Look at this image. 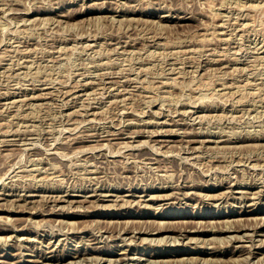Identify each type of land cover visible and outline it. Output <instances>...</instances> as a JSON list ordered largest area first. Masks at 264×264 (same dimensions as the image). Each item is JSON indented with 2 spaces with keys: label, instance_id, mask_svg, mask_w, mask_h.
<instances>
[{
  "label": "rangeland",
  "instance_id": "obj_1",
  "mask_svg": "<svg viewBox=\"0 0 264 264\" xmlns=\"http://www.w3.org/2000/svg\"><path fill=\"white\" fill-rule=\"evenodd\" d=\"M263 43L264 0H0V264H264ZM225 219L247 235L131 232Z\"/></svg>",
  "mask_w": 264,
  "mask_h": 264
},
{
  "label": "bare ground",
  "instance_id": "obj_2",
  "mask_svg": "<svg viewBox=\"0 0 264 264\" xmlns=\"http://www.w3.org/2000/svg\"><path fill=\"white\" fill-rule=\"evenodd\" d=\"M238 5H240V4H238ZM116 7V6H115ZM114 7V8H115ZM182 8V7H181ZM155 9V8H154ZM159 9V8H158ZM169 9V8H168ZM176 9V8H175ZM167 10V9H166ZM173 10V9H172ZM183 10V9H182ZM186 10H187V8H186ZM185 10V11H186ZM168 11V10H167ZM195 12V11H194ZM178 13V12H177ZM188 13H189V11H188ZM190 13H192V12H190ZM212 13L214 14V12H211V15H212ZM241 13V12H240ZM202 14V13H201ZM169 15V14H168ZM182 15H184V14H182ZM218 15V14H217ZM159 16V15H158ZM175 16V15H174ZM179 16H181V15H179ZM192 16V15H191ZM219 16H221V14L219 15ZM166 17V16H165ZM189 17V16H188ZM215 18H217L216 17V15H215ZM214 18V19H215ZM249 18V17H248ZM183 19V18H182ZM195 19V18H194ZM220 19V18H219ZM177 21V20H176ZM200 23H201V21H200ZM180 24H182L181 23V21H180ZM199 24V23H198ZM202 24V23H201ZM177 26V25H176ZM182 27V26H181ZM213 34V33H212ZM214 35V34H213ZM216 38V37H215ZM206 39H209V38H206ZM205 39V40H206ZM263 39V38H262ZM210 40V39H209ZM208 40V41H209ZM220 40V39H219ZM221 41V40H220ZM261 41V40H260ZM259 41V42H260ZM118 42V41H117ZM116 42V43H117ZM120 42V41H119ZM257 44V43H256ZM264 44V43H263ZM207 45V44H206ZM203 46V45H202ZM262 46V45H261ZM249 47V46H248ZM240 48V47H239ZM215 49V48H214ZM256 49V48H255ZM206 50V49H205ZM235 52V51H234ZM257 56V55H256ZM236 58V57H235ZM261 58H263V57H261ZM259 59V58H258ZM230 60V59H229ZM231 60H233V59H231ZM234 60H236V59H234ZM256 60H257V58H256ZM219 61V60H218ZM237 61V60H236ZM258 72H260V71H258ZM263 72V71H262ZM256 74V73H255ZM260 74V73H259ZM247 77V76H246ZM39 97H40V95H39ZM208 106V105H207ZM202 107V106H201ZM121 130V129H120ZM139 130V129H138ZM141 130V129H140ZM136 131V130H135ZM144 131V130H143ZM158 131V130H157ZM119 132V131H118ZM117 132V133H118ZM121 132V131H120ZM124 132V131H123ZM132 132V131H131ZM138 133V132H137ZM193 133V132H192ZM132 134V133H131ZM187 134H188V132H187ZM190 134V133H189ZM198 134V133H197ZM109 135V134H108ZM129 135V134H128ZM137 135V134H136ZM151 135V134H150ZM130 136V135H129ZM133 136V135H132ZM140 136V135H139ZM190 136H191V134H190ZM262 136V135H261ZM194 137V136H193ZM248 138V137H247ZM194 139V138H193ZM243 139V138H242ZM7 140H9V139H7ZM160 140V139H159ZM168 140V139H167ZM189 140V139H188ZM187 140V141H188ZM191 140V139H190ZM206 140V139H205ZM241 140V139H240ZM246 140V139H245ZM250 140V139H249ZM2 141V140H1ZM156 141H158V140H156ZM196 140H194V142H195ZM198 141V140H197ZM209 141V140H208ZM243 141V140H242ZM7 142H10V141H7ZM167 142V141H166ZM183 142V141H182ZM6 143V142H5ZM14 143V142H13ZM161 143H163V141L161 142ZM188 143H189V141H188ZM199 143H201V142H199ZM206 143V142H205ZM209 143V142H208ZM214 143V142H213ZM217 143V142H216ZM8 144V143H7ZM166 144V143H165ZM8 145H11L10 143L8 144ZM126 146V145H125ZM130 146V145H129ZM153 146V145H152ZM172 146V145H171ZM177 146V145H176ZM184 146V145H183ZM127 147H128V144H127ZM169 147V146H168ZM178 147V146H177ZM215 147H217V146H215ZM152 148V147H151ZM156 148V147H155ZM155 148H153V149H155ZM181 148H182V146H181ZM188 148V147H187ZM193 148V147H192ZM195 148V147H194ZM157 149V148H156ZM155 149V150H156ZM184 149V148H183ZM192 150V149H191ZM141 155V154H140ZM149 159V158H148ZM152 159H154V158H152ZM156 162H157V160H155ZM56 170V169H55ZM94 172V171H93ZM48 175V174H47ZM180 175V174H179ZM44 176H46L45 174H44ZM179 178H181V177H179ZM94 179V178H93ZM179 180V179H178ZM188 180V179H187ZM192 180V179H191ZM196 180H198V179H196ZM175 181V180H174ZM186 181V180H185ZM223 181V180H222ZM90 182H91V179H90ZM190 183H191V181H190ZM197 183V182H196ZM207 182H205V184H206ZM230 183V182H229ZM236 183V182H235ZM186 184V183H185ZM185 184H183L184 186H185ZM192 184H194V183H192ZM198 184V183H197ZM202 184V183H201ZM226 184V183H225ZM234 184V183H233ZM190 185V184H189ZM188 185V186H189ZM199 185V184H198ZM203 185V184H202ZM221 185V184H220ZM229 185H231V184H229ZM106 186V185H105ZM160 186H161V184H160ZM168 186V185H167ZM179 186V185H178ZM200 186V185H199ZM208 186V185H207ZM227 186V185H226ZM252 186V185H251ZM99 187V186H98ZM109 187V186H108ZM157 187V186H156ZM187 187V186H186ZM191 187V186H190ZM196 187H197V185H196ZM213 187V186H212ZM91 188H93V187H91ZM103 188V187H102ZM106 188V187H105ZM152 188V187H151ZM171 188V187H170ZM181 189H182V187H180ZM180 188H177V189H180ZM94 189V188H93ZM261 189H263L262 187H261ZM73 190V189H72ZM87 190V189H86ZM90 190V189H89ZM99 190V189H98ZM117 190V189H116ZM152 190H154V189H152ZM166 190V189H165ZM259 190H260V188H259ZM30 191V190H29ZM253 191V190H252ZM94 192V191H93ZM104 192V191H103ZM106 192H107V190H106ZM174 192V191H173ZM185 192V191H184ZM186 192H188V190L186 191ZM222 192V195H224V193H223V191H221ZM255 192V191H254ZM263 192V191H262ZM102 193V192H101ZM100 192H99V194H101ZM108 193V192H107ZM107 193H105V194H107ZM164 193V192H163ZM167 193V192H166ZM165 193V195H170V192H169V194H166ZM172 193V192H171ZM183 193V192H182ZM227 193V192H226ZM33 194V193H32ZM35 194V193H34ZM103 194V193H102ZM135 194V193H134ZM184 194V193H183ZM192 194V193H191ZM213 194H215V193H213ZM217 194V193H216ZM229 194V193H228ZM254 195H256L255 193H253ZM25 195V194H24ZM97 195V194H96ZM123 195V194H122ZM156 195H157V193H156ZM159 195H161L160 193H159ZM209 195V194H208ZM212 195V194H211ZM210 195V196H211ZM245 195H247L246 193H245ZM245 195H243V196H245ZM258 195H259V193H258ZM263 195V194H262ZM19 196V195H18ZM17 196V197H18ZM42 196V195H41ZM40 196V197H41ZM55 196V195H54ZM54 196H52V197H54ZM61 196V195H60ZM87 196V195H86ZM152 196H155L154 194H152ZM162 196V195H161ZM197 196V195H196ZM199 196V195H198ZM209 196V197H210ZM217 196V195H216ZM225 196V195H224ZM227 196H229V195H227ZM239 196H241V195H239ZM48 197V196H47ZM50 197H51V195H50ZM51 197V198H52ZM62 197V196H61ZM60 197V198H61ZM85 197V196H84ZM150 197V196H149ZM163 197V196H162ZM165 197H167V196H165ZM174 197V196H173ZM175 197H176V195H175ZM202 197V196H201ZM204 197V196H203ZM206 197H208V196H206ZM213 197V196H212ZM211 197V198H212ZM219 197V196H218ZM232 197V196H231ZM234 197V196H233ZM252 197V196H251ZM258 197V196H257ZM26 198V197H25ZM42 198V197H41ZM46 198V197H45ZM51 198H50V200H51ZM55 198V197H54ZM53 198V199H54ZM122 198V197H121ZM160 198V197H159ZM164 198V197H163ZM169 198V197H168ZM172 198V197H171ZM192 198V197H191ZM200 198V197H199ZM213 198H215V197H213ZM222 198H223V196H222ZM222 198H220V199H222ZM227 198V197H226ZM241 198V197H240ZM255 198V197H254ZM8 199V198H7ZM10 200H11V198H9ZM14 199V198H13ZM19 199V198H18ZM57 199V198H56ZM72 199V198H71ZM76 199V198H75ZM81 200H82V198H80ZM80 199H78V200H80ZM84 199V198H83ZM86 199V198H85ZM84 199V200H85ZM132 199V198H131ZM131 199H129V200H131ZM151 199V198H150ZM157 199V198H156ZM203 199V198H202ZM219 199V200H220ZM248 199V198H247ZM17 200V199H16ZM15 200V201H16ZM23 200V199H22ZM28 200V199H27ZM43 200H44V198H43ZM69 200V199H68ZM122 200V199H121ZM125 200V199H124ZM127 200V199H126ZM128 200V201H129ZM239 200V199H238ZM13 201V200H12ZM34 201V200H33ZM41 201H42V199H41ZM46 201H47V198H46ZM134 201H135V199H134ZM154 200H152V202H153ZM254 201V200H253ZM54 202V201H53ZM53 202H52V204H53ZM68 202V201H67ZM9 203V202H8ZM14 203H16V202H14ZM13 203V204H14ZM19 203V202H18ZM17 203V204H18ZM23 203H26V202H22V204ZM36 203V202H35ZM46 203V202H45ZM70 203V202H69ZM72 203H73V200H72ZM95 204V207L97 206V204H99L98 202L96 203V202H94ZM123 203V202H122ZM253 203V202H252ZM7 204V203H6ZM9 204H11V205H13L12 203H11V201H10V203ZM20 204V203H19ZM31 204H33V203H31ZM48 204V203H47ZM58 204V203H57ZM78 205H80V206H82L81 204H79V203H77ZM89 205H90V202L88 203ZM131 204V203H130ZM139 204H140V202H139ZM147 204V203H146ZM254 204H255V202H254ZM0 205H2V204H0ZM8 205V204H7ZM6 205V206H7ZM25 205V204H24ZM24 205H23V207H24ZM43 205V204H42ZM49 205V204H48ZM51 205V204H50ZM61 205H64V204H61ZM106 205V204H105ZM108 205H110L111 206V204H108ZM121 205V204H120ZM206 205V204H205ZM210 205V204H209ZM251 205V204H250ZM16 206H20V205H16ZM15 206V207H16ZM22 206V205H21ZM27 206V205H26ZM31 206H33V205H31ZM37 206V205H36ZM109 206V207H110ZM144 206H146V205H144ZM149 206V205H148ZM4 207V206H3ZM12 208V207H14V206H10L9 205V208ZM28 207V206H27ZM26 207V208H27ZM51 207V206H50ZM89 207V206H88ZM88 207H86V208H88ZM94 207V206H93ZM106 207V206H105ZM34 208V207H33ZM37 208V207H36ZM42 208V207H41ZM46 208H47V206H46ZM48 208H49V206H48ZM25 209V208H24ZM38 209H39V207H38ZM55 209V208H54ZM9 210V209H8ZM15 210V209H14ZM19 210H20V208H19ZM18 210V211H19ZM25 210H27V209H25ZM33 210H35L36 211V209L34 208ZM41 210V209H40ZM44 210V209H43ZM46 210V209H45ZM49 210V209H48ZM63 210V209H62ZM89 210V209H88ZM251 210H254V209H251ZM17 211V212H18ZM23 211V210H22ZM28 211H31V210H28ZM27 211V212H28ZM39 211V210H38ZM120 211V210H119ZM42 212V211H41ZM59 212V211H58ZM62 212V211H61ZM75 212V211H74ZM87 212V211H86ZM238 212V211H237ZM254 212V211H253ZM258 212V211H257ZM22 213V212H21ZM33 213V212H32ZM43 213V212H42ZM53 213H54V211H53ZM57 213V212H56ZM78 213V212H77ZM82 213H84V212H82ZM120 213V212H119ZM37 214V213H36ZM92 214V213H91ZM121 214V213H120ZM144 214V213H143ZM162 214V213H161ZM139 215V214H138ZM156 215V214H155ZM166 215V214H165ZM30 216V215H29ZM107 216V215H106ZM110 216V215H109ZM160 216H162V215H160ZM6 217H8L9 218V216H6ZM5 217V218H6ZM17 217V216H16ZM15 217V218H16ZM27 217V216H26ZM8 218H6V219H8ZM17 218H19V216L17 217ZM47 218V217H46ZM11 219V218H10ZM9 219V220H10ZM19 219H21V218H19ZM23 219H24V216H23ZM22 219V220H23ZM26 219H28V218H26ZM43 219V218H42ZM234 219V218H233ZM237 219V218H236ZM241 219V218H240ZM250 219V218H249ZM252 219V218H251ZM256 218H254V220H255ZM260 219H262V218H260ZM9 220H7V223H8V221ZM16 220H18V219H16ZM15 220V221H16ZM29 220H31L30 218H29ZM44 220V219H43ZM43 220H42V222H43ZM46 220V219H45ZM187 220V219H186ZM191 220V219H190ZM226 220V219H225ZM238 220H239V218H238ZM2 221H4V219H2ZM21 221V220H20ZM97 221V220H96ZM108 221H110V220H108ZM123 221V220H122ZM132 221V220H131ZM130 221V222H131ZM158 221V220H157ZM155 221L156 222V224H152V226H150V225H146L145 224V226H144V224H142V226L140 225V227H136V229H133L131 232H133V235H132V237L134 236V237H136V235L137 234H139V233H142V235H151V237H152V235L154 234V235H161L160 237L161 238H163L164 239V237L166 238L167 236H170V234H173V236H185V237H187L189 234H192V233H197L198 231H200V230H198L200 227H202V229H201V231H200V233L202 232V230L203 231H205V232H208V234H212L213 233V235H214V233H227V232H233V231H236V232H241L242 230H243V228H245V225H242V223H241V225H239L240 223H238V225H236V223H235V225H234V221L232 220V221H229L228 219L226 220V221H223L222 222V224H220V226H219V224H217L218 226H216L217 227V229L216 230H213L212 229V227L214 228V224H216V223H214L213 225H211V228L209 227V224L210 223H204V222H202L203 224H200V223H198V221H192V224H187V222L188 221H186L185 223L184 222H180L181 223V225H175V224H173L172 223V221L170 222H168V221ZM201 221V220H200ZM199 221V222H200ZM216 222H218L217 220H215ZM220 221H222V220H220ZM11 222H13V221H11ZM21 222H23V221H21ZM129 222V221H128ZM140 222V221H139ZM151 222V221H150ZM149 221H148V223H150ZM154 222V223H155ZM176 222H178V221H176ZM211 222H213V221H211ZM29 223V222H28ZM71 222H69V225H71V224H73V223H71ZM141 223H142V221H141ZM258 222H255V224H254V226H255V228H254V231H259L260 229H257V224ZM15 224V223H14ZM33 224V223H32ZM35 224V223H34ZM37 224H39V223H37ZM108 224V223H107ZM111 224V223H110ZM112 224H113V222H112ZM130 224V223H129ZM129 224H127L128 226H129ZM258 224H261L260 225V227L262 226L263 227V229H264V217H263V222H261V223H258ZM5 225H6V223H5ZM9 225V224H8ZM12 225V224H11ZM23 225H25V223L23 224ZM22 225V226H23ZM27 225V224H26ZM74 225H75V222H74ZM120 225H123V224H120ZM119 225V226H120ZM125 225H126V223H125ZM125 225H123V226H125ZM247 225V224H246ZM15 226V225H14ZM34 227H35V225H33ZM72 226V225H71ZM111 226V225H110ZM116 226V225H115ZM117 226H118V224H117ZM10 227V226H9ZM103 228H105L104 226H102ZM112 227H113V225H112ZM111 227V228H112ZM206 227H209V228H206ZM249 228L251 227V226H248ZM3 228V227H2ZM1 228V229H2ZM21 228H24V226L23 227H21ZM27 228V227H26ZM68 228H70V226L68 227ZM72 228H74L73 226H72ZM76 228H77V226H76ZM115 228V227H114ZM127 228H130V227H127ZM9 229V228H8ZM13 229H15V228H13ZM17 229V228H16ZM113 229V228H112ZM112 229H111V231H112ZM120 229V228H119ZM125 229V228H124ZM131 229V228H130ZM231 229H233L232 231H230ZM252 229V228H251ZM18 230V229H17ZM29 230V229H28ZM106 230V229H105ZM115 230V229H114ZM122 230V229H121ZM120 230V231H121ZM136 230V231H135ZM193 230V231H192ZM34 231V230H33ZM116 231H118V229H116ZM120 231H118V232H120ZM130 231V230H129ZM108 232V231H107ZM130 232V233H131ZM247 232H249V231H247ZM110 233V232H109ZM204 233V232H203ZM243 232H241V235H247V233L246 232H244L245 234H242ZM251 233V232H250ZM249 233V234H250ZM253 233V232H252ZM251 233V234H252ZM65 234V233H64ZM112 233H110V234H108L109 236L111 235ZM116 234V236H117V233H114V235ZM128 234V233H127ZM167 234V235H166ZM202 234V233H201ZM235 234V233H234ZM239 234V233H238ZM238 234L237 235H231V238L233 237V238H239L240 239V237H238ZM216 235V234H215ZM226 235H228V234H226ZM9 236V235H8ZM123 236V235H122ZM164 236V237H163ZM50 237H51V235H50ZM98 237V236H97ZM106 237V236H105ZM111 237V236H110ZM120 237H121V235H120ZM120 237H119V239H120ZM124 238H125V236H123ZM132 237H131V239H132ZM195 236H193V237H191V239H193ZM212 237V236H211ZM210 237V238H211ZM246 237V236H245ZM254 237V236H253ZM113 238V237H112ZM139 238V237H138ZM146 237H140L139 239L141 240V242H143L144 241V239H145ZM199 239V237H196V239ZM208 238V237H207ZM213 238L215 239L216 237L215 236H213ZM224 237H220V239H223ZM229 238V237H228ZM227 238V239H228ZM251 238V237H250ZM5 239H6V237H5ZM29 239V238H28ZM27 239V240H28ZM60 239V238H59ZM123 239V238H122ZM148 239H149V236H148ZM148 239H145V240H148ZM151 239V238H150ZM155 239V238H154ZM159 240L160 238L159 237H157L155 240ZM162 239V240H163ZM169 239V238H168ZM173 239V237L171 238V240ZM176 239V238H175ZM218 239V238H217ZM217 239H215V240H217ZM219 239V240H220ZM225 239H226V237H225ZM230 239V238H229ZM228 239V240H229ZM19 240V239H18ZM36 240H38V239H36ZM43 240V239H42ZM125 240V239H124ZM127 240V239H126ZM143 240V241H142ZM190 240V239H189ZM200 240H201V238H200ZM211 240H212V238H211ZM218 240V241H219ZM234 240V239H233ZM237 240V239H236ZM251 240V239H250ZM253 240V239H252ZM39 241H41V240H39ZM152 241H154V240H152ZM164 241V240H163ZM168 241V240H167ZM175 241V240H174ZM196 241V240H195ZM206 241V240H205ZM205 241H203L204 243H206ZM208 241H209V239H208ZM222 241V240H221ZM46 242V241H45ZM44 242V243H45ZM52 242V241H51ZM55 242H57V239H56V241ZM132 242V241H131ZM140 242V243H141ZM146 242V241H145ZM149 242V241H148ZM165 242V241H164ZM173 242V241H172ZM220 242V241H219ZM218 242V243H219ZM260 242H261V240H260ZM129 243H130V238H129ZM135 243V242H134ZM133 243V244H134ZM147 243V242H146ZM150 243H152L151 241H150ZM156 243H159V241L158 242H156ZM160 243H163V242H161L160 241ZM159 243V244H160ZM167 243V242H166ZM209 243V242H208ZM213 243V242H212ZM223 243H225V241H223ZM222 242H221V244L223 245V246H225L224 244H223ZM228 243V242H227ZM19 244V243H18ZM40 244V243H39ZM89 244V243H88ZM149 244V243H148ZM185 244V243H184ZM264 244V243H263ZM262 244V245H263ZM36 245V244H35ZM47 245V244H46ZM111 245V244H110ZM113 246H114V244H112ZM111 245V246H112ZM117 245V244H116ZM156 245V244H155ZM162 245V244H161ZM212 245V244H211ZM216 245H218V244H216ZM48 246V245H47ZM53 246V245H52ZM56 246V245H55ZM95 246V245H94ZM152 246V245H151ZM222 246V247H223ZM96 247V246H95ZM95 247H93V248H95ZM101 247V246H100ZM110 247V246H109ZM214 247H215V245H214ZM217 247V246H216ZM237 247V246H236ZM91 248H92V246H91ZM106 248V247H105ZM105 248H104V251H106L105 250ZM113 248V247H112ZM155 248V247H154ZM239 248H241V247H239ZM98 249V248H97ZM100 249V248H99ZM119 249H121V248H118V250ZM123 249V248H122ZM202 249V248H201ZM216 249H218V248H216ZM221 249V248H220ZM238 249V248H237ZM246 249V248H245ZM37 250H39V248H37ZM45 250V249H44ZM68 250V249H67ZM152 250H154V249H152ZM177 250H179V249H177ZM176 250V251H177ZM204 250V249H203ZM222 250V249H221ZM240 251H241V249H239ZM238 250V251H239ZM243 250V249H242ZM249 250V249H248ZM252 250V249H251ZM45 251H47V250H45ZM56 251V250H55ZM76 251V250H75ZM74 251V252H75ZM130 251H131V249H128V251L127 250H123V251H121V253L119 254V258H115V257H112L111 258V256L109 257V258H105V261L107 262V263H105V264H111V263H116V262H119V263H124V260H125V258L129 255L130 256ZM246 251V250H245ZM44 252V251H43ZM76 252H79L78 254H76ZM75 252V254H71V252L70 253H64V254H62V255H60V256H56V255H51L50 257H48L47 258V260L46 261H44V260H42V261H40L41 263H39V264H55V262H60V261H67V260H69V262H72L71 260H73V259H75V260H77L78 261V259H82L83 258V260H84V258H86L87 256L86 255H84V254H81V252L80 251H76ZM97 252V251H96ZM116 252V251H115ZM212 252V251H211ZM218 252H220V251H218ZM233 252V251H232ZM235 252V251H234ZM42 253V252H41ZM98 253V252H97ZM133 253V252H132ZM155 253V252H154ZM162 253V252H161ZM161 253H158V255L159 254H161ZM244 253V252H243ZM21 254V253H20ZM57 254V253H56ZM92 254V253H91ZM109 254H111L110 252H109ZM115 255H117V252L116 253H114ZM178 254V253H177ZM212 255L214 254V253H211ZM237 254V253H236ZM239 254V253H238ZM248 254V255H247ZM246 254V256H245V261L244 262H250L251 263V261H249V259L248 258H250L251 257V255L249 254V252ZM22 255V254H21ZM20 255V256H21ZM46 255V254H45ZM94 255L95 254H93V257H94ZM97 255V254H96ZM121 255V256H120ZM207 255H208V253H207ZM216 255V254H215ZM214 255V256H215ZM221 255V254H220ZM250 255V256H249ZM263 255V254H262ZM89 256V255H88ZM102 256V255H101ZM160 256H163V255H160ZM219 256V255H218ZM230 256V255H229ZM243 256V255H242ZM241 256V257H242ZM258 256V255H257ZM42 257V256H41ZM90 257V256H89ZM91 257H92V255H91ZM91 257L90 258H88V259H91ZM99 256H97V258H98ZM105 257V256H104ZM103 257V258H104ZM118 257V256H117ZM131 257H132V255H131ZM156 257V256H155ZM158 257V256H157ZM209 257V256H208ZM207 257V258H208ZM217 257V256H216ZM215 257V258H216ZM221 258H222V256H220ZM240 256L238 257H230V259H233V261H237V262H234L233 264H241L242 262H240L239 260H241L242 258H244V256L241 258ZM260 257H262V256H260ZM94 258H96V256L94 257ZM129 258V257H128ZM134 258V257H133ZM140 258V257H139ZM149 258V257H148ZM166 258V257H165ZM188 258H189V256H188ZM192 258V257H191ZM191 258L190 259H188V261L189 260H191ZM194 258H195V256H194ZM200 258V257H199ZM198 258V259H199ZM205 258H206V256H205ZM206 258V259H207ZM212 258H214V257H212ZM218 258V257H217ZM224 258V257H223ZM228 258V257H227ZM257 258H259V256L257 257ZM28 259V258H27ZM30 259V258H29ZM28 259V260H29ZM127 259V258H126ZM151 259V258H150ZM175 259V258H174ZM177 259V258H176ZM175 259V260H176ZM181 259V261H182V258H180ZM179 258H178V260H180ZM226 258H224V260H225ZM251 259V258H250ZM18 260V259H17ZM95 260V259H94ZM98 260V259H97ZM100 260V259H99ZM136 260V259H135ZM140 260V259H139ZM148 260V259H147ZM171 260V259H170ZM184 260V259H183ZM214 260V259H213ZM228 259H226L225 261H227ZM50 261H52V263H49ZM85 261V260H84ZM87 261V260H86ZM89 261V260H88ZM101 261V260H100ZM122 261V262H121ZM150 261V260H149ZM148 261V262H149ZM152 261V260H151ZM150 261V262H151ZM168 259L166 260V259H164V258H160V259H157V258H155V260H153V263L154 264H167L168 263ZM193 261H194V259H193ZM197 261V260H196ZM201 261H202V259H201ZM200 261V262H201ZM207 260H205V262H206ZM218 261L220 262V258L218 259ZM258 261V260H257ZM261 261V260H260ZM259 261V262H260ZM32 262V264H38V262H39V260L37 259V260H32L31 261ZM92 262V261H91ZM97 262V261H96ZM170 262V261H169ZM185 262H186V260H185ZM197 262H199V261H197ZM203 262V261H202ZM204 262V263H205ZM214 262H216V261H214ZM254 262L256 263V260H254ZM264 262V261H263ZM4 263V262H3ZM61 263H63V262H61ZM65 263V262H64ZM63 263V264H64ZM67 263V262H66ZM75 263H78L79 264V262H76L75 261ZM81 263H85V262H81ZM80 263V264H81ZM93 263H95L94 261H93ZM92 263V264H93ZM145 263V262H144ZM182 263V262H181ZM187 263V262H186ZM192 263V262H191ZM194 263V262H193ZM192 263V264H193ZM203 263V264H204ZM209 263V262H208ZM212 263V262H211ZM249 263V264H250ZM254 263V264H255ZM58 264V263H57ZM87 264V263H86ZM141 264H142V262H141ZM147 264V263H146ZM148 264H150V263H148ZM197 264V263H196ZM206 264V263H205ZM217 264V263H216ZM224 264H225V262H224ZM243 264V263H242ZM244 264H246V263H244ZM248 264V263H247ZM257 264V263H256Z\"/></svg>",
  "mask_w": 264,
  "mask_h": 264
}]
</instances>
